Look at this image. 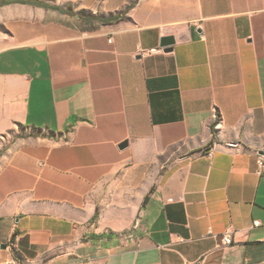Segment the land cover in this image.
Segmentation results:
<instances>
[{
  "label": "crops",
  "instance_id": "1",
  "mask_svg": "<svg viewBox=\"0 0 264 264\" xmlns=\"http://www.w3.org/2000/svg\"><path fill=\"white\" fill-rule=\"evenodd\" d=\"M8 1L0 264H264V0Z\"/></svg>",
  "mask_w": 264,
  "mask_h": 264
},
{
  "label": "built area",
  "instance_id": "2",
  "mask_svg": "<svg viewBox=\"0 0 264 264\" xmlns=\"http://www.w3.org/2000/svg\"><path fill=\"white\" fill-rule=\"evenodd\" d=\"M155 49H151V51H153ZM217 116H218V113L216 110H214L213 112V117L214 119L217 120ZM220 126V121L217 120V122L215 123V127L218 128ZM257 165L262 169L264 168V153H257ZM258 224V221H254L253 222V225H257ZM180 240H183V239H180ZM222 243L224 245H230L231 243V235L229 233H226L222 236ZM18 264H25L23 262H19Z\"/></svg>",
  "mask_w": 264,
  "mask_h": 264
},
{
  "label": "water",
  "instance_id": "3",
  "mask_svg": "<svg viewBox=\"0 0 264 264\" xmlns=\"http://www.w3.org/2000/svg\"><path fill=\"white\" fill-rule=\"evenodd\" d=\"M174 42H175V39L172 35L163 36L160 38L159 46L160 48H162L163 51L168 52V51H171L172 45L174 44ZM127 144H128L127 141H123L119 144V148L123 149L127 146Z\"/></svg>",
  "mask_w": 264,
  "mask_h": 264
},
{
  "label": "trees",
  "instance_id": "4",
  "mask_svg": "<svg viewBox=\"0 0 264 264\" xmlns=\"http://www.w3.org/2000/svg\"><path fill=\"white\" fill-rule=\"evenodd\" d=\"M6 2H10V1H8V0H3V1H0V4H4V3H6Z\"/></svg>",
  "mask_w": 264,
  "mask_h": 264
}]
</instances>
